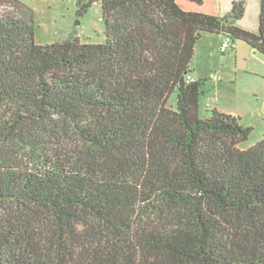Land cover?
<instances>
[{
  "label": "trees",
  "instance_id": "16d2710c",
  "mask_svg": "<svg viewBox=\"0 0 264 264\" xmlns=\"http://www.w3.org/2000/svg\"><path fill=\"white\" fill-rule=\"evenodd\" d=\"M100 3L104 43L38 45L0 0V264H264V137L188 79L205 33L264 55V0Z\"/></svg>",
  "mask_w": 264,
  "mask_h": 264
},
{
  "label": "rangeland",
  "instance_id": "374dc122",
  "mask_svg": "<svg viewBox=\"0 0 264 264\" xmlns=\"http://www.w3.org/2000/svg\"><path fill=\"white\" fill-rule=\"evenodd\" d=\"M18 1L33 12L38 45L64 41L74 30L82 43L106 41L101 0ZM80 1L92 3L79 19L80 25L75 26ZM206 37L197 43L189 73L191 80H205L200 111L207 114L218 109L240 118L244 127H251L248 139L239 144L240 149L247 150L264 137V55L243 41L232 42L228 52L222 53L225 37Z\"/></svg>",
  "mask_w": 264,
  "mask_h": 264
},
{
  "label": "crops",
  "instance_id": "0c3cea01",
  "mask_svg": "<svg viewBox=\"0 0 264 264\" xmlns=\"http://www.w3.org/2000/svg\"><path fill=\"white\" fill-rule=\"evenodd\" d=\"M235 1H244L246 8L244 17L237 22V25L245 30L257 32L259 29L261 0H214L216 15L219 17H224L225 15H227L230 12L232 5ZM205 36H209L206 38L214 39L216 37H221L216 34L205 33L201 39H203Z\"/></svg>",
  "mask_w": 264,
  "mask_h": 264
},
{
  "label": "built area",
  "instance_id": "2783aa9c",
  "mask_svg": "<svg viewBox=\"0 0 264 264\" xmlns=\"http://www.w3.org/2000/svg\"><path fill=\"white\" fill-rule=\"evenodd\" d=\"M232 46V41L229 37H225V41L223 42V44L220 47V51L222 53H227L229 48ZM188 79L190 80V77H188Z\"/></svg>",
  "mask_w": 264,
  "mask_h": 264
}]
</instances>
